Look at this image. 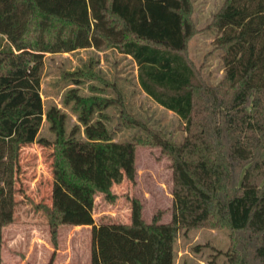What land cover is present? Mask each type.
<instances>
[{
	"label": "trees",
	"instance_id": "obj_1",
	"mask_svg": "<svg viewBox=\"0 0 264 264\" xmlns=\"http://www.w3.org/2000/svg\"><path fill=\"white\" fill-rule=\"evenodd\" d=\"M190 14V0H0V264L20 149L32 143L52 147L48 224L90 226L89 264H174L177 233L209 223L238 235L231 264H264V0H224L213 17L223 63L215 86L184 54L195 33ZM87 48L130 56L142 91L187 128L179 144L152 134L171 158L168 222L159 213L145 221L132 198L129 222L95 223L96 195L113 203L112 187L134 181L139 142L113 139L101 110L107 100L69 91L81 138L56 106L44 112L40 94L46 54ZM44 116L53 140L38 137Z\"/></svg>",
	"mask_w": 264,
	"mask_h": 264
},
{
	"label": "rangeland",
	"instance_id": "obj_2",
	"mask_svg": "<svg viewBox=\"0 0 264 264\" xmlns=\"http://www.w3.org/2000/svg\"><path fill=\"white\" fill-rule=\"evenodd\" d=\"M190 2L195 33L184 54L199 73L200 80L215 86L223 77V63L222 51L214 44L218 33L212 22L224 0ZM5 44L6 39L0 36V49ZM70 90H76L87 100H107L101 110L113 139L139 142L135 151L134 181L124 179L112 187L116 194L113 203L107 202L102 194L96 195L95 223L129 222L132 198L141 202L145 221H151L158 213L161 222L170 221L171 158L156 144L152 134L179 144L187 136L185 124L175 113L161 107L142 91L135 62L115 48L105 51L78 49L44 56L40 82L44 112L50 106H56L67 116V130L77 128V136L83 138L84 127L78 121L76 111L80 108L68 99ZM126 113L139 125L128 123ZM200 131H203L202 127ZM38 137L54 139L45 116ZM51 152V146L40 143L24 145L20 149L15 178L14 222L2 230L1 264L90 262V226H58L54 231L48 224ZM237 237L225 223H209L188 231L181 229L174 241V264H231L228 254Z\"/></svg>",
	"mask_w": 264,
	"mask_h": 264
}]
</instances>
